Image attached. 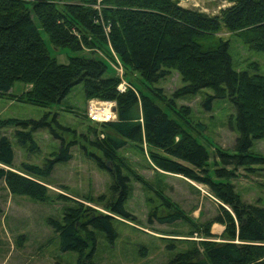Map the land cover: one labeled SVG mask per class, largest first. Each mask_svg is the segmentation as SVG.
Wrapping results in <instances>:
<instances>
[{"label": "trees", "instance_id": "16d2710c", "mask_svg": "<svg viewBox=\"0 0 264 264\" xmlns=\"http://www.w3.org/2000/svg\"><path fill=\"white\" fill-rule=\"evenodd\" d=\"M180 1L0 0V98H12L15 83L29 85L16 100L47 109L60 106L72 89L81 85L85 98L116 106L115 121L94 125L120 138L105 134L87 141L100 154H88L99 168L106 169L105 162L111 164V198L103 207L111 216L79 205L67 208L61 223L49 221L60 251L77 254L75 264H95L96 232L103 233L110 244L116 240L113 216L131 219L124 207L129 181L118 152L127 142L142 139L151 148L149 155L158 170L208 186L228 208L219 206L211 221L224 226V242H203V252L189 248L167 264H264V204L245 203L230 182L240 168L253 172L255 166H264V157L252 151L253 143L264 137V77L234 69L228 41L208 42L224 29L253 50L264 51V0H222L232 5L218 16L183 8ZM41 31L52 47L77 55L67 56V63L60 64ZM104 47L110 48L126 71L138 73L148 84L176 71L184 85L173 99L208 89L212 95L206 96V110L211 109L212 101L228 99L236 110L234 153L217 148L210 164L204 145L181 126L182 113L172 99L158 93L149 96L136 88L120 93L119 79L110 75L106 61L96 55L104 52ZM47 119L48 114L40 121H0V129L8 124L23 130L31 127L16 131L23 145L32 142V132L43 128L58 138L51 123L56 129L63 128L54 118L51 123ZM71 146L62 141L59 154L44 168L24 165L23 172L17 173L0 167V182H5L12 195L46 201L48 191L42 180L54 164L71 159ZM13 159L8 138L1 136L0 164L11 168ZM213 176L227 182L215 181ZM152 214L160 224H173L181 218L180 213L167 217ZM202 233L210 236L208 225Z\"/></svg>", "mask_w": 264, "mask_h": 264}, {"label": "rangeland", "instance_id": "374dc122", "mask_svg": "<svg viewBox=\"0 0 264 264\" xmlns=\"http://www.w3.org/2000/svg\"><path fill=\"white\" fill-rule=\"evenodd\" d=\"M179 5L218 16L222 9L232 4L222 0H181ZM41 37L60 64L67 63V56L77 55L52 47L42 31ZM217 39L228 41L234 69L264 77V51L253 50L224 29L208 42L211 44ZM83 53H87L86 50ZM96 55L106 61L112 72L110 75L119 79L118 87L125 91L136 88L149 96L158 93L167 100L172 99L176 110L184 115L181 114L179 119L181 126L204 145L210 164L215 160L217 148L234 153L238 136L236 110L228 99H216L212 101L211 109L206 110V96L212 95L208 89L193 96L173 99V94L184 85L176 71L172 70L155 84H148L138 73L126 71L109 47H104V52L98 51ZM28 89L29 85L15 83L10 92L12 98H0V121H40L48 114L47 121L54 118L64 130L56 129L50 122L58 138L43 128L32 132V142L23 145L16 131H29L31 127L23 130L8 124L7 128L0 129V137H7L11 144L13 165L9 168L0 164V167L17 173L23 172L24 165L44 168L48 161L55 159V154H59L62 141L72 143L69 150L71 159L54 164L49 176L42 180L48 191L44 202L12 195L5 182H0V264H75L77 254L60 251L58 236L49 221L61 223L66 209L79 205L110 215L103 207L111 198L112 179L108 170L99 168L93 157L88 155L100 157L87 141L105 134L120 136L89 121L87 109L97 99L85 98L81 85H76L60 106L47 109L16 100ZM183 111L188 112L185 114ZM150 150L142 139V142H127L118 152L125 165L123 173L129 181L124 207L131 219L113 216V227L118 236L112 244L106 241L103 233L96 232L95 264H167L176 254L189 248L197 247L203 252V242L222 243L226 239L223 232L218 235L220 227L211 221L217 216L219 206L228 208L208 186L158 170L151 161ZM252 151L264 157V137L253 143ZM254 169L253 172L238 169L237 177L230 182L245 203L260 201L264 204V166H255ZM213 179L227 182L215 176ZM152 213L158 217L180 213L181 218L173 224H160ZM207 225L210 236L202 233Z\"/></svg>", "mask_w": 264, "mask_h": 264}, {"label": "built area", "instance_id": "2783aa9c", "mask_svg": "<svg viewBox=\"0 0 264 264\" xmlns=\"http://www.w3.org/2000/svg\"><path fill=\"white\" fill-rule=\"evenodd\" d=\"M119 92H125V89L118 87ZM114 102H105V101H93L87 109V118L92 124H102L109 123L116 120V113L113 112L115 108Z\"/></svg>", "mask_w": 264, "mask_h": 264}, {"label": "water", "instance_id": "95a60500", "mask_svg": "<svg viewBox=\"0 0 264 264\" xmlns=\"http://www.w3.org/2000/svg\"><path fill=\"white\" fill-rule=\"evenodd\" d=\"M113 112L116 113V107L113 108ZM105 168H106L107 170H111V164H110V162H105Z\"/></svg>", "mask_w": 264, "mask_h": 264}, {"label": "crops", "instance_id": "0c3cea01", "mask_svg": "<svg viewBox=\"0 0 264 264\" xmlns=\"http://www.w3.org/2000/svg\"><path fill=\"white\" fill-rule=\"evenodd\" d=\"M219 225V227H220V229H219V231H218V235H220L222 232H223V230H224V226H222V225H220V224H218Z\"/></svg>", "mask_w": 264, "mask_h": 264}]
</instances>
